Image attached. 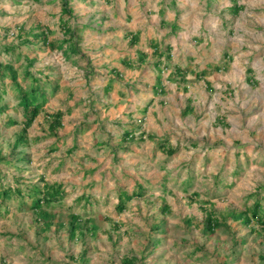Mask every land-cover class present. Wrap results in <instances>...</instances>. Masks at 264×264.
Here are the masks:
<instances>
[{"label": "rangeland", "instance_id": "rangeland-1", "mask_svg": "<svg viewBox=\"0 0 264 264\" xmlns=\"http://www.w3.org/2000/svg\"><path fill=\"white\" fill-rule=\"evenodd\" d=\"M235 1L237 14L233 0H68L76 54L24 36L64 39L62 0H0V62L24 89L26 68L48 78L16 148L23 111L9 77L0 86V180L24 194L0 205V264H264V231L241 216L264 206V0ZM151 43L170 45L169 60L156 65ZM43 182L63 195L35 211L26 194Z\"/></svg>", "mask_w": 264, "mask_h": 264}, {"label": "trees", "instance_id": "trees-1", "mask_svg": "<svg viewBox=\"0 0 264 264\" xmlns=\"http://www.w3.org/2000/svg\"><path fill=\"white\" fill-rule=\"evenodd\" d=\"M211 2V0H209ZM209 4V3H208ZM242 9L241 5H238L235 0H233V3L227 8V11L233 14H237ZM61 16L66 15L67 18L65 22H62V29L65 34V38L60 41H51L48 39V30L44 29L39 33H26L24 36H32L34 39H40V41L46 45H49L51 48L57 47L62 48L65 46V49L63 50L64 53H76L81 54L79 49L76 47V42L73 41V39L76 36V29L71 28L68 26V21L72 18V9L71 6L68 4V0H62V7H61ZM171 30L175 31L177 29L176 24H172ZM131 43L137 42V35L136 34H129ZM22 37V36H21ZM24 41V43H29ZM152 45V53L157 58L156 59V65H158L161 62V58L164 56L167 60H169L171 54H170V45H165L164 49H159L158 45L155 43H151ZM14 46H8L6 47V51L9 52V49H13ZM33 60H27V66H30L32 64ZM176 73L180 75V70L178 67L175 68ZM203 72H200L197 74V76H201L200 74ZM5 77H9L10 81L14 84V87L16 88V93L18 95L19 99V105L22 108L23 111V127L21 130L20 136L18 135L17 139L15 140L14 147L16 148L20 142L23 139L25 132L27 128L31 125V123L34 121V119L37 117V115L40 113V111L43 109L47 99H48V92L46 91V84L48 83V78L44 82V84L39 83L40 81L26 68L23 73V78H30L32 83L29 88H22L18 82V73L16 68L13 67L11 63H1L0 62V86L2 87V91H4V79ZM57 85L54 83L50 84L51 90L49 93H54V91L57 89ZM7 108L6 105H0V113L5 111ZM190 107H186L184 111H190ZM62 113L60 111H57L52 115L53 119L50 123V130L55 131L57 127L60 126ZM217 121L219 123H223V121L220 120V118H217ZM142 133V132H141ZM150 137V134L148 135ZM134 130H124L121 136V141L123 142L126 139H134ZM157 147L164 151L167 156H172L175 152L177 147H173L169 140L167 138H163L157 145ZM25 158V155L23 156ZM26 159V158H25ZM29 161V160H28ZM237 171V170H236ZM237 173V172H235ZM238 174V173H237ZM3 177L2 172L0 171V179ZM191 176L189 175V178ZM44 178H41L43 181ZM18 181V180H17ZM264 188V184L259 186L257 189L258 192H261ZM33 190V193H32ZM28 192V197H31L35 195L34 200L30 201L29 208L35 211H38L42 208V205H49L52 202H59L62 198V189L60 184H49L47 182H43L42 185H34L33 189ZM144 192L143 187L139 186L138 189L135 192H132L130 195L127 196V199H130L134 196H140ZM13 195L15 198L22 197L24 194H22V188H20L19 184H16L14 187L11 186H4V184L0 180V205L5 204L7 197L10 195ZM126 199V200H127ZM115 208L119 211H122L125 208V201L120 196V199L118 200V203L116 204ZM242 218L243 222L245 224H249L251 222H254L257 224L263 231H264V206L259 204L258 202H255L251 207L245 208L242 212ZM71 218L69 219V227L68 231L71 235L74 234L75 229V223L77 220H79V217L76 214H71ZM220 220L218 217H216L212 211H209L207 213V216L204 218V227L208 232H213L217 226H219ZM131 259H123L122 264H131Z\"/></svg>", "mask_w": 264, "mask_h": 264}, {"label": "crops", "instance_id": "crops-1", "mask_svg": "<svg viewBox=\"0 0 264 264\" xmlns=\"http://www.w3.org/2000/svg\"><path fill=\"white\" fill-rule=\"evenodd\" d=\"M130 38V37H129Z\"/></svg>", "mask_w": 264, "mask_h": 264}]
</instances>
